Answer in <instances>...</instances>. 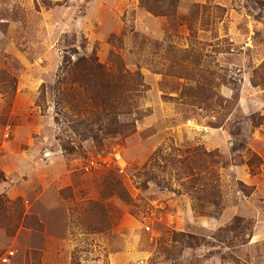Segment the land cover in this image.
Segmentation results:
<instances>
[{
  "label": "rangeland",
  "instance_id": "1",
  "mask_svg": "<svg viewBox=\"0 0 264 264\" xmlns=\"http://www.w3.org/2000/svg\"><path fill=\"white\" fill-rule=\"evenodd\" d=\"M0 173V264H264V0H0Z\"/></svg>",
  "mask_w": 264,
  "mask_h": 264
},
{
  "label": "trees",
  "instance_id": "2",
  "mask_svg": "<svg viewBox=\"0 0 264 264\" xmlns=\"http://www.w3.org/2000/svg\"><path fill=\"white\" fill-rule=\"evenodd\" d=\"M69 61V60H68ZM64 65L68 67V69L63 68L65 72V76L67 78V81L64 82V88L63 91L66 93L71 94V99L67 98L68 102H72L73 99H75L73 95V86L72 83L78 84V87H80L83 90L85 99L88 100L91 105L99 107L101 109H105V104L108 102L106 100V97L99 98L98 95L101 96L103 91H106L107 89H110V82L113 80L111 77V72L101 63L97 62V59L93 53V51L89 50L85 52L84 55H80L76 61L68 62L66 64V61L64 62ZM122 75L126 76V74ZM97 77L100 80V83H97L94 87V91L91 93L90 88H88V85L86 84V79L89 77ZM99 98V100H97ZM252 160L249 161V166L252 170ZM0 176L3 175L0 173Z\"/></svg>",
  "mask_w": 264,
  "mask_h": 264
}]
</instances>
